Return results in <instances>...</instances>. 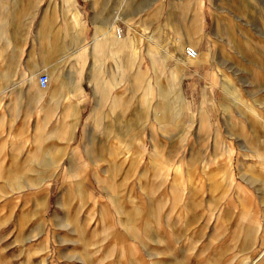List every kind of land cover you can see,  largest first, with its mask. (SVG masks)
<instances>
[{"label":"rangeland","instance_id":"1","mask_svg":"<svg viewBox=\"0 0 264 264\" xmlns=\"http://www.w3.org/2000/svg\"><path fill=\"white\" fill-rule=\"evenodd\" d=\"M70 1L86 44L115 25L131 43L120 74L104 49L78 76L67 0H0V30L17 19L0 41V264H264V0ZM179 41L203 66L174 80ZM58 50L52 110L27 91Z\"/></svg>","mask_w":264,"mask_h":264},{"label":"bare ground","instance_id":"2","mask_svg":"<svg viewBox=\"0 0 264 264\" xmlns=\"http://www.w3.org/2000/svg\"><path fill=\"white\" fill-rule=\"evenodd\" d=\"M14 2V5H18V4H21V0H12ZM67 3L69 4V11H73V8L71 5V1L70 0H67ZM198 6H202V1H198L197 2V8ZM198 9H197V13H196V17L198 19V23L200 24L201 23V16L200 14L198 13ZM72 18H73V27H72V31L73 34L70 33L69 35V38H70V44H69V48L68 51L70 50H73L72 54V58H71V63H72V68H73V71L71 72L72 74L76 73V74H79V64L80 62L84 59L85 56H87V52L89 51V48L91 47L95 53V48L97 46V44L99 43L98 40L97 41H94L93 44L88 47L85 43V39L83 37V26L84 24H82V21L80 20V17L78 15V13H74L72 12ZM17 19H14V21H12V23H10V20L8 18H5L2 25H1V32H0V41L1 39L4 41V43L6 45H10L11 42H12V38L13 37V34H9V29L10 27L13 25L14 22H16ZM200 27V26H199ZM121 30L117 28V26H113V27H110L107 32L103 35L104 39L106 40V46L109 45V47H114V45L117 46V51H116V55L118 57V62H119V65L121 64L122 60H123V53L127 52L126 50H124L125 48H127L130 43H131V39L126 37L124 39H122V35H121ZM199 34H201L202 36V33H201V30L199 31ZM63 33L62 32H58L57 36L55 37V40H54V46L55 47H58L60 45V47L62 46V36ZM210 40V49H209V52L207 53L208 56H211V47H212V39L209 38ZM135 41V40H134ZM50 42H51V38H50V35L49 33L47 32L44 36V39H43V46L45 47V49H49L50 47ZM192 47L195 48L197 50V45L196 44H192ZM90 48V49H91ZM184 48H185V45L181 43V41H179L175 47H174V52L172 53V59H175L177 61V67L175 68L176 71L172 73L173 75V78L175 80L176 78V75H178V72H180L181 70H185V68L188 66V65H191V66H195V65H198V66H202L201 63L202 60H201V57L200 55H198V58L195 59V60H190L186 57H184L185 53H184ZM56 50V48H54ZM91 49V51H92ZM104 50V48H98V53H102ZM47 51V50H46ZM59 51V50H58ZM57 51V53H58ZM198 51V50H197ZM48 52V51H47ZM60 52V51H59ZM56 52L53 53L51 55V59H54L55 62L57 63V67L56 68H53L52 70L53 71H48L49 73L47 74L49 76L50 81H56L57 82V85L55 87V89L53 90V93L55 95L57 94H63L64 93V84L62 83V71L60 70V66L63 65L64 61H63V55H65V52H60L59 54H57ZM91 53V52H90ZM199 54V52H198ZM65 60V59H64ZM68 61H66L67 63ZM187 65V66H186ZM53 78V79H52ZM20 91H24V84L21 85V88H20ZM29 96H37L38 98L40 99H43L45 96V91L40 89L39 85H37V82H36V78L33 77L31 79V86L29 88V90L27 91ZM75 92V91H74ZM71 94H73L72 90L70 91ZM207 97H210V93L208 92L207 94ZM213 100H211L212 102ZM181 106V105H180ZM228 156H229V162L231 161V156L233 155V152L232 150H228ZM129 231H132L133 230V233L135 234L136 232V229L134 226L130 225V228L128 227ZM135 229V230H134Z\"/></svg>","mask_w":264,"mask_h":264},{"label":"crops","instance_id":"3","mask_svg":"<svg viewBox=\"0 0 264 264\" xmlns=\"http://www.w3.org/2000/svg\"><path fill=\"white\" fill-rule=\"evenodd\" d=\"M105 33V32H104ZM99 32H97V33H95V37L93 38V42L94 41H97L98 40V44H97V46H96V48H95V53H94V51H93V49H92V51H91V49L89 48V51L87 52V56H89L90 54L91 55H93V61H94V63H95V66H97L98 64H99V62H100V55L102 54V53H98V48L100 49V48H104V49H107L109 52H111L112 54H113V56H114V60H115V63H116V74L118 75V74H120L121 73V65H119V60H118V57H117V53H116V51H117V46L116 45H114V47H109V45H107L106 46V40L104 39V37H103V35L104 34H100V36H99ZM92 42V43H93ZM85 43H86V41H85ZM92 43H90V44H86L87 46H90ZM91 52V53H90ZM201 65L203 66V63H201ZM132 66H133V63H132ZM187 66V65H186ZM196 66V65H195ZM202 66H199V67H202ZM188 67H191V65H188L186 68H188ZM79 73V72H78ZM78 76H79V74H78ZM78 76H77V79H76V83H78V81H79V79H78ZM33 77H35V78H37V72H34V74L32 75V78ZM25 80V79H24ZM23 80V81H24ZM97 89V88H96ZM104 91V93H107L108 91H110V88L108 87V86H104L103 87V90H102V92ZM23 92V91H22ZM22 92L19 90V93L20 94H22ZM28 93V92H27ZM16 94V93H15ZM80 95L81 94H83V88L80 90V93H79ZM70 95H72V96H75V94L73 93V94H70ZM29 96V95H28ZM33 97H35V98H37V102H41V101H45L46 100V107L45 108H50V109H56L60 104H61V102L63 101V99H64V96H63V94H57V95H55L54 93H53V91H52V93L50 94V96L49 97H44L43 99H40V98H38L37 96H33ZM76 105V106H75ZM69 107V106H68ZM70 107H73L75 110V119H74V123H73V127H72V131H75L76 129H77V127H78V125H79V122H80V113H79V111H78V105L77 104H75V103H73V104H71V106ZM76 107H77V110H76ZM45 108H44V110H45ZM46 111V110H45ZM50 114H52L51 113V111H49V110H47L46 112H45V114H44V117H45V120H44V123H47V121H49V119L47 118V116H50ZM51 117V116H50ZM92 120H94L95 118L93 117V118H91ZM72 121V120H71ZM75 124V125H74ZM126 216H127V221L129 220V222L131 223V220L132 219H134V215L132 214V215H127L126 214ZM130 218V219H129ZM128 232H130L131 234H133L134 235V233H133V230L132 231H129L128 230Z\"/></svg>","mask_w":264,"mask_h":264},{"label":"built area","instance_id":"4","mask_svg":"<svg viewBox=\"0 0 264 264\" xmlns=\"http://www.w3.org/2000/svg\"><path fill=\"white\" fill-rule=\"evenodd\" d=\"M184 53L186 55V57L190 60H195L198 58V51L191 47V46H186L184 48ZM38 83H39V86L42 90H46L49 85H50V78L47 74H42L40 75L39 79H38Z\"/></svg>","mask_w":264,"mask_h":264}]
</instances>
